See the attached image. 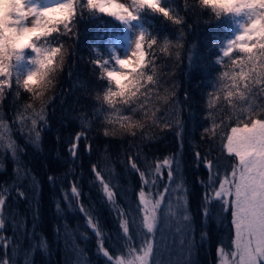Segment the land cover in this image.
I'll list each match as a JSON object with an SVG mask.
<instances>
[{"label": "trees", "instance_id": "1", "mask_svg": "<svg viewBox=\"0 0 264 264\" xmlns=\"http://www.w3.org/2000/svg\"><path fill=\"white\" fill-rule=\"evenodd\" d=\"M167 2L183 17L184 23L175 25L151 13L145 16L144 27L160 40L155 47L160 87L153 89L145 102V110H138L134 115L133 120L143 125L134 129L135 136L121 128L122 123L128 122L124 116L132 115L124 110L125 106L118 102L112 109L107 105L102 108L96 100L97 93L102 95L105 81L90 61L97 52L107 59L106 53L125 31L114 17L85 14L75 25L74 35L66 44L70 55L65 71L44 97L50 102L46 123L39 124L37 129L38 143L29 139L35 135L30 124L21 131V125L12 122L25 104H34L39 111L40 102L33 101L22 87L17 88L15 81L11 89H6L0 100V114L12 125L11 139L18 146V152L14 159L6 148V136L5 146H0V189L11 191L6 194L3 208L6 223L0 237L7 238V248L0 247V260L8 259L11 264H105V258L97 251V237L87 226L81 207L98 223L106 247L112 250L123 244L122 239L117 242L121 234L117 209L124 210L127 218L135 221L130 227L134 244L138 246L142 214L134 209L141 181L128 165V158L136 156L142 170L154 162L163 163V158H175L173 167L177 176L186 182L188 211L194 229L191 260L193 264H219L217 248L228 243L230 215L221 212L218 204L205 206L209 171L202 161L197 162L195 153L200 152L211 160L221 157V172L228 164L219 151V139L211 141L212 133L205 134L204 129L212 126L210 114L218 125L221 119L226 123L235 120L233 115L229 121L233 111L229 101L238 103V100L235 96L228 97V93L240 89L230 87V78L222 83L219 78L225 72L238 73L239 68L228 63L227 58L217 63L222 57L220 46L233 36L234 25L231 19L218 17L200 6L199 0H189L192 11L186 10L185 0ZM2 16L0 13V19ZM181 31L183 39L177 47ZM165 39L170 41V46L167 51H161ZM150 59L153 58L146 56V60ZM165 89L173 93L167 104L157 99V94L163 95ZM140 99L143 101L144 97ZM210 101L215 111L210 109ZM257 102L264 103V100ZM151 111H155V117L145 115ZM82 128L87 132V139L79 141L78 154L73 158L69 152L71 142ZM215 131L223 134L220 128ZM86 144L91 145L90 151L86 150ZM93 164L110 181L115 204L108 202L95 180ZM162 173L164 179L159 190L167 183V167ZM73 186L80 193L75 198H71ZM157 190H152L153 196ZM207 190L210 192V188ZM18 192L24 196H18ZM172 199L175 202L174 194ZM206 207L210 213L207 217L203 214Z\"/></svg>", "mask_w": 264, "mask_h": 264}, {"label": "snow or ice", "instance_id": "2", "mask_svg": "<svg viewBox=\"0 0 264 264\" xmlns=\"http://www.w3.org/2000/svg\"><path fill=\"white\" fill-rule=\"evenodd\" d=\"M9 4H19L18 9L10 10L0 19V100L6 89H11L13 81L17 88H23L33 101L40 102L39 111L34 104H25L18 110L12 124L19 123L21 131L30 124L35 131L29 139L38 143L40 140L39 124L46 123V108L50 101L44 97L48 89L55 86L60 75L65 71V65L70 55L66 47L67 41L74 35V27L85 14L95 16L97 13L114 17L119 21L125 32L126 50L118 54L115 48L106 53L107 59L99 52L91 59L94 69L99 71L100 78L105 81L102 85V95L97 93L96 100L103 108H114L116 103L125 106L124 110L132 115L124 116L127 123L121 128L136 135L134 129L143 127L133 120L137 111L145 110V102L154 88L160 87V80L155 67L157 53L155 47L160 44L156 34L150 33L144 27V19L148 13L159 15L175 25L184 23L183 17L173 9L167 0H49L41 3L36 0H8ZM199 5L210 9L219 17L223 15L231 19L234 28L233 36L221 46L222 57L217 63L227 58L228 63L239 68V72H225L219 78H230L232 89L228 97H237L238 103H231L232 116L235 120L226 123L221 119L218 125L213 115H209L211 127L205 128L204 133H212L211 141L219 139L221 156L228 160L221 172V157L216 160L195 153L197 162H203L209 171V179L205 185V206L218 204L221 212L230 215L228 243L217 248L219 264H264V0H199ZM185 8L192 11L193 6L185 0ZM183 39V32L177 37ZM170 41L165 39L161 51H167ZM146 56L153 59L146 60ZM149 65H151L149 67ZM247 69V71H245ZM242 85V88H241ZM143 90V91H142ZM16 95H19L17 91ZM173 93L167 89L163 95L157 94V99L169 103ZM144 100L141 101L140 97ZM226 97V99L228 98ZM212 109V102H209ZM158 111V109H156ZM215 111V109H212ZM155 111L145 112L146 116L155 117ZM107 120V117L105 118ZM111 123V121H108ZM12 125L5 121L0 114V146L17 158L18 146L11 139ZM220 128L223 134L215 129ZM105 135H109L105 131ZM87 139V132L82 128L71 142L70 154L75 158L78 154L79 141ZM91 150V145H85ZM174 157L163 158V163L154 162L142 170L138 157L130 156L128 165L140 177L141 186L137 193V204L134 211L141 215L139 231L141 243L134 244V236L127 214L117 209L120 220L123 244L116 250L106 247L105 237L98 223L91 214L85 213L87 226L97 237V251L105 258V264H193L190 259L194 241L188 239L194 231L192 218L188 211L186 182L182 176L178 178L173 167ZM167 167V183H163L162 169ZM95 180L108 202L115 204V193L110 181L106 180L97 164L91 166ZM19 175V169H17ZM51 179V178H50ZM179 181V182H178ZM210 188V192L207 190ZM147 189V192L145 191ZM153 189H158L153 196ZM11 189H0V230L5 227L3 208L7 202L6 194ZM72 197L80 195L76 186L71 189ZM173 194L176 195L173 202ZM18 196H24L18 192ZM70 198V199H71ZM210 215L207 211L203 213ZM174 221L176 232L181 237V254L176 260L163 259L165 250L169 248L164 240L160 223L169 225ZM161 239L157 240V235ZM7 238L0 237V247L7 248ZM205 236H201L204 240ZM44 242L42 241V244ZM46 246V245H44ZM124 249L127 250L125 253ZM189 253L184 258L183 252ZM172 253L169 252V256ZM0 264H11L8 259L0 260Z\"/></svg>", "mask_w": 264, "mask_h": 264}, {"label": "rangeland", "instance_id": "3", "mask_svg": "<svg viewBox=\"0 0 264 264\" xmlns=\"http://www.w3.org/2000/svg\"><path fill=\"white\" fill-rule=\"evenodd\" d=\"M41 3H47L49 0H43L40 1ZM121 2H127V0H121ZM32 3H36V0H32ZM127 33L124 31L121 33V36L117 39V41L114 44V48L117 50L118 54H122L126 50V37ZM174 199H176V195L174 194ZM171 228H169V225H166L162 223L159 225V228L163 231L164 234V240L163 242H166L167 245H169V248L165 250L163 259L165 262H167L169 259L171 260H176L179 258L181 254V248H180V243H181V237L179 235H174L176 232L175 228V223L174 221L170 222ZM161 237L158 234L157 235V240H160ZM188 239L192 240V233L189 235ZM169 252L172 253L171 256H169ZM184 258H189V253L187 251L183 252ZM193 258V249L191 250L190 254V259Z\"/></svg>", "mask_w": 264, "mask_h": 264}, {"label": "clouds", "instance_id": "4", "mask_svg": "<svg viewBox=\"0 0 264 264\" xmlns=\"http://www.w3.org/2000/svg\"><path fill=\"white\" fill-rule=\"evenodd\" d=\"M19 4H12L10 5L8 0H3L2 3H0V13L5 14L8 13L10 10L18 9Z\"/></svg>", "mask_w": 264, "mask_h": 264}]
</instances>
